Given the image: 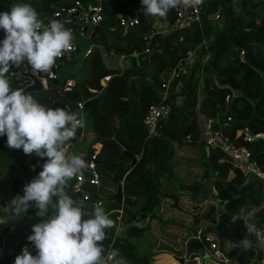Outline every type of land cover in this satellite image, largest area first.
<instances>
[{"label":"trees","instance_id":"1","mask_svg":"<svg viewBox=\"0 0 264 264\" xmlns=\"http://www.w3.org/2000/svg\"><path fill=\"white\" fill-rule=\"evenodd\" d=\"M75 1H79L84 8L96 2L26 0L43 21L61 9L74 6ZM17 2L0 0V11L9 10ZM237 2L236 7L233 0H208L201 15V28L195 24L181 31L168 29L165 34H152L150 23L144 19L140 0H101L102 21L98 36L94 37L97 47L91 49L82 62L81 72L84 76L77 78V75H73L74 83L68 89L66 80H51L47 90L31 94L43 105L51 107L53 104H62L63 107L58 108L67 107L66 110L76 114L78 102L90 101V107L85 108V112L94 139L87 150V157L96 153L101 185L111 181L116 189L121 188L122 194L121 201H117L116 194H105L103 189L98 193L90 190V199L100 200L106 213L113 214L110 218L114 226L105 230L106 239L102 242L105 254L117 249L128 264H150L149 257L138 254L130 241L148 229L139 227L135 222L141 220L143 214L144 219L155 218L161 196L159 180L171 170L173 143L178 146L198 145L201 141V116L217 117L219 129L235 145L247 148L264 170V16L257 21L258 12L264 11V0ZM216 13L221 23L218 21L217 26H214L209 18ZM137 14L138 23L134 27L125 29L119 25L118 16L127 18L136 17ZM167 18L170 25L174 20L172 10L168 12ZM61 21L68 28L76 27L74 20ZM2 38L3 32L0 31ZM203 38L209 39L210 58L205 66L200 97H197L200 79V62L197 61L185 77L171 85L169 96L164 101L170 106L169 115L158 123L156 135L147 138L143 117L148 107L161 102L158 90L163 87L171 70ZM235 42L245 44L246 50L237 48ZM98 47L106 55L111 51L124 55L128 62L127 68L120 70L106 67ZM244 52L250 64L245 61ZM35 72L41 77L48 74ZM17 74L16 67L7 73L13 88H22L28 81L16 80ZM106 76L110 79L103 85ZM176 84L180 85L177 91ZM128 89L133 93L132 103L128 99ZM246 133L251 137L256 134L261 136L247 141L244 139ZM81 134L82 129L77 131L73 141H77ZM0 154H4L10 164L4 165L5 169L12 165L16 170L14 190L22 196L25 185L22 177H27L30 182V166L42 159L34 154L26 155L22 150L10 149L6 145V137H0ZM135 155H140V158L132 166ZM230 173L233 174L232 178H229ZM83 175L88 176V172L85 170ZM202 178L207 180L208 188L198 183L182 185L181 189L200 194L205 188H211L216 191L217 199L226 202L225 212L218 221L210 217L214 227L207 228L205 233L212 231L220 241L228 242L227 255L237 264H264L261 248L244 250L242 247H233L235 242L246 238L247 229L242 221L232 222L241 207L255 210L254 222H264L263 185L244 178L223 154L212 148ZM71 182H75V177ZM82 186L88 189L84 184ZM66 192L75 201L80 198V194L70 193L68 189ZM0 206L7 207L1 197ZM35 210L32 203L27 213L31 215ZM214 211V206H210L207 214L211 216ZM46 217H40V222ZM118 227L123 228L124 233L116 234ZM193 245L194 248L200 247L196 240Z\"/></svg>","mask_w":264,"mask_h":264},{"label":"clouds","instance_id":"2","mask_svg":"<svg viewBox=\"0 0 264 264\" xmlns=\"http://www.w3.org/2000/svg\"><path fill=\"white\" fill-rule=\"evenodd\" d=\"M201 2L140 0L146 15L161 18L181 4L197 6ZM0 31V137H6L10 149L44 160L42 170L24 185L23 195L13 198L8 207H0V211L19 215L34 203L37 215L45 217L51 209V214L33 225L27 237L36 254L24 247L14 264H128L117 249L105 254V230L114 226L105 209L94 205L88 215L66 192L69 182L88 168L83 153L70 152L66 147L85 127L84 118L43 105L21 88L13 89L7 75L11 68L24 64L34 72H50L56 58L74 47L72 29L55 19L44 23L31 3L18 0L9 10L0 11ZM237 220L249 233L256 231L254 210L241 207L232 222ZM257 246L264 250V241H258ZM233 247L248 250L253 241L242 238Z\"/></svg>","mask_w":264,"mask_h":264},{"label":"built area","instance_id":"3","mask_svg":"<svg viewBox=\"0 0 264 264\" xmlns=\"http://www.w3.org/2000/svg\"><path fill=\"white\" fill-rule=\"evenodd\" d=\"M101 0H96L94 4H90L87 8H84L79 1H75L74 6L68 9H61L55 13H53L44 23H48L50 19L55 20H65V21H72L78 19L80 16L81 19L79 20L80 23L75 22L76 27L72 28L73 37L77 34L79 37H83L87 34L91 35L93 32L94 26H98L102 21V8H101ZM208 0H202V2L197 5L193 6L191 3L189 4H181L174 9H170L169 11H173L174 20L169 25L167 15L163 17L167 22L168 29H172L175 31H181L185 28L191 27L192 25H198L200 28L202 26L201 23V15L204 11V6ZM78 14L77 17H73L75 14ZM145 15L147 20L156 21L158 20V16H153L151 19L148 15ZM214 26H217L218 21L220 20L219 15L216 13L209 18ZM118 23L121 27L125 29L132 28L138 23V17H121L118 16ZM92 25V29L88 33L87 25ZM164 31H167L165 29ZM152 34L154 32L151 31ZM74 47L70 49L68 52L62 54L60 57L56 58V61H71V54L74 53L76 50V45L80 47L78 43L74 40L72 41ZM92 48H88L85 50L84 55L85 57L90 54ZM204 51V52H203ZM148 52V50H146ZM108 57L117 60L118 62L122 63V61L126 58L124 55H117L113 51L108 53ZM210 58L209 52V39L203 38L202 42L193 50L187 51L184 56L178 61L175 67L171 70L170 75L166 82L164 83L163 87L158 90V95L160 98V103L150 105L143 117V126L146 131L147 138L155 136L158 123L161 120H164L168 117L170 112V106L166 104L164 101L167 100L170 88L173 82L180 80L181 78L185 77L190 68L194 66V64L199 61L200 62V79L197 89V97H200L201 90L203 87V74L205 73V66L208 63ZM243 60V59H242ZM38 79L41 81L42 90H47L49 82L51 80H57V73L56 67H53L50 72H48L47 76L41 77L35 72ZM110 79L109 76L103 78V84L108 82ZM72 81H66V88L68 89L72 85ZM180 88L179 84H176V91ZM228 100V97L226 98ZM85 102H78L76 104V109L79 111L78 117L85 118L86 112L84 107ZM68 109L67 107H65ZM216 118H209V117H200V136L201 140L206 143V146L210 149L218 150L228 163L234 168L240 171L242 176L248 180L251 178L255 181L261 183L264 187V170L258 164V162L252 157L250 151L245 147H239L233 143V141L225 135V133L219 129ZM260 134H256L253 137L250 136L249 133H246L244 139L250 141L254 138L260 137ZM68 150L73 153H77L76 150V141H71L66 145ZM96 153H92L89 158L87 154L85 156L86 161L88 162V168L86 171L88 172V176L79 175L75 177V182H69L66 189L70 193L73 194H80V198L77 199V203L84 204V203H91L93 206H102V202L100 200H92L90 199V190H94L96 193L100 191L102 188L101 185V177L100 173L97 168L96 163ZM140 155H135L134 159L138 160ZM44 160H38L35 164L31 165L28 171V175L34 179L38 173L42 170V165ZM88 187L85 189L82 185ZM217 196V193L214 189H211V195L208 199L204 202L206 206H214L217 217H219L222 212L218 204L212 202V199ZM255 211V210H254ZM121 213V211H119ZM120 219V216L117 218ZM256 221V220H254ZM256 231L253 233H249L247 231V235L250 240L253 241L254 248H260L257 246L258 241H264V222L256 223ZM121 228V227H120ZM119 234V233H118ZM195 240L199 242L200 247L204 248L210 257L213 259L212 261L215 264H230V258L226 257V252L219 246L218 237L214 236L212 233H205L200 228L196 230V237ZM158 245L161 244H168L165 239H159ZM220 242V241H219ZM264 252V250H263ZM109 253V251L107 252ZM106 253V254H107ZM185 258L184 264H203L201 262V258L199 255L192 254L190 256H182Z\"/></svg>","mask_w":264,"mask_h":264},{"label":"crops","instance_id":"4","mask_svg":"<svg viewBox=\"0 0 264 264\" xmlns=\"http://www.w3.org/2000/svg\"><path fill=\"white\" fill-rule=\"evenodd\" d=\"M144 19L150 23V31L157 29V23L155 21L147 20L144 15ZM153 19V16H149ZM160 33V32H158ZM97 47L96 45H88V48ZM101 50L105 66L109 69H120L124 70L128 66L127 59H124L122 63L117 60H113L108 57V54H104V50ZM81 51V49H80ZM85 52V51H84ZM83 57L85 55L83 53ZM77 62L75 64H70L66 61L60 60L56 61L55 67L57 69L58 82L64 80L72 81L74 83L73 75L76 77H82L84 74L80 75L82 62L79 61L77 55L75 56ZM61 63V64H60ZM62 65V66H60ZM79 76V77H78ZM55 80V81H57ZM105 85V84H103ZM128 91H130L128 89ZM129 99V98H128ZM180 99L178 98L177 101ZM77 110V109H76ZM78 114L79 111L77 110ZM85 127L82 129V134L80 138L76 141L77 153H83L86 156L87 151L84 152L82 149L77 148V143L85 135L86 131V121L88 122V128L90 127V122L85 116ZM91 136L90 142L93 141L94 136L88 133V137ZM91 144V143H90ZM174 155L170 162L171 170L165 173L159 180V191L161 196L159 199V206L156 211L155 218L150 219V217L142 218L141 220L135 222L136 225L143 228H148L141 236L132 238L130 241L135 246L136 252L140 255H146L150 259V264H176V257H182L186 254L187 241L190 238V234L187 231V227L191 222V213H195L201 210L200 222L203 223L206 228H213V224L210 222V217L218 221L216 211L209 216L207 214L210 206L204 205V202L211 195V188L206 189L207 180L202 178L203 172L208 165L209 150L202 146L200 143L198 145H183L178 146L173 143ZM99 147V145H97ZM233 174H229V178H232ZM213 179V177H211ZM202 184L205 188V193L203 194H193L188 190L181 189L182 185L189 186L192 184ZM114 184L110 181L106 185L102 186L101 189L105 194L110 195L111 188ZM211 187V186H210ZM117 188V187H116ZM118 190V189H117ZM116 190V192H117ZM173 197L176 198V205L173 201ZM216 198L212 199V202H216ZM124 231V230H123ZM214 236H217L215 233ZM159 239H165L168 244L158 245ZM218 238L219 246L225 251L229 252V243L226 241H220ZM264 254V252H263ZM178 262V261H177ZM213 262V261H211ZM179 264V262L177 263ZM203 264H207L204 262ZM215 264V263H214ZM231 264H237L234 260ZM252 264H259L258 262H253Z\"/></svg>","mask_w":264,"mask_h":264},{"label":"water","instance_id":"5","mask_svg":"<svg viewBox=\"0 0 264 264\" xmlns=\"http://www.w3.org/2000/svg\"><path fill=\"white\" fill-rule=\"evenodd\" d=\"M78 14L76 13L73 17H77ZM138 14L136 15V17ZM99 32V27L94 26L93 32L91 33V37L94 38ZM235 45L237 48L242 49L243 51L246 50V46L243 43L235 42ZM80 52V47L76 45V50L74 53L71 54V61L69 62L71 65L75 64L77 60L75 59V56ZM245 61L250 64L246 53L244 52L243 55ZM127 59V58H125ZM17 68V77L16 80H26L28 83L22 87L26 93L33 94L42 91V84L41 81L38 79L36 73L32 71L27 64H24ZM53 70V68H52ZM11 87L12 83H11ZM16 89V88H13ZM129 100H131L133 93L129 91ZM51 107L57 108V107H63L62 104H53ZM85 108L90 107V101H86L84 104ZM232 106L230 107V109ZM200 144L204 147H206V150H209V148L206 146V143L204 141H200ZM135 163V159H132V166ZM22 180L24 184L29 183V179L27 177H22ZM212 187V183H210ZM21 196L18 195L14 190V182L12 181L7 188L2 189V201L5 204V206H9L10 202L13 198ZM117 201H121L122 194H121V188L119 187L116 192ZM173 201L176 205V198L173 197ZM216 202L219 205L221 212H225V204L226 202L221 201L216 198ZM80 204V203H79ZM84 211L90 215L92 212L93 205L91 203H84L80 204ZM1 207V206H0ZM38 209L36 208L35 212L33 214H28L27 212H21L19 215H12L11 213H5L0 211V218H3L4 223L0 224V264H9L8 259L12 255H19V246L28 243L27 237L32 234V227L33 225L39 223V216L37 215ZM51 214V209L47 213V215ZM200 214L201 210H198L195 213H191V222L190 225L187 227V231L190 234V238L187 241L186 245V254L185 256H190L192 254L199 255L201 258V262L204 263V257L208 256L210 261L213 259L210 257L208 252L202 248H194V241L196 237V230L197 228H200L203 232H206V226L200 222ZM83 218V217H82ZM142 218H144V214L142 215ZM246 239H249L248 235H246ZM31 243V242H30ZM28 245H26L27 247ZM31 252V250L29 249ZM179 264H184V257H176L175 258Z\"/></svg>","mask_w":264,"mask_h":264},{"label":"rangeland","instance_id":"6","mask_svg":"<svg viewBox=\"0 0 264 264\" xmlns=\"http://www.w3.org/2000/svg\"><path fill=\"white\" fill-rule=\"evenodd\" d=\"M238 0H233V2H234V5L236 6L237 4H238V2H237ZM237 7V6H236ZM235 7V8H236ZM258 17H257V21H259L260 20V17H262V16H264V11H260V12H258ZM158 20H156L155 21V23H157V29H155V30H151L152 32H154V34H165L166 33V31H164L165 29H167L168 30V27H167V22L165 21V19L164 18H161V17H159L158 16ZM81 19V17L79 16L78 17V19H76L75 20V22H78V23H80L79 22V20ZM221 22H220V20H219V24H220ZM87 27H88V33H89V31L92 29V25H90V24H88L87 25ZM158 32H160V33H158ZM98 36V34L96 35V37ZM73 40L76 42V43H78L79 45H80V49H81V51L77 54V58L79 59V61L80 62H83V60H84V57H83V53H84V51H85V48L88 46V45H95V39L94 38H92L91 37V35H89V34H87V35H85V36H83V37H79L77 34H75V36H74V38H73ZM83 72H81L80 73V75L82 74ZM129 98V97H128ZM131 101V103H132V99L130 100ZM136 102H135V100H134V104H135ZM77 114H78V112H77ZM86 124H87V126H86V131H85V135L80 139V141L77 143V148L78 149H82V151H84V152H86L87 150H88V148H89V146H90V140H91V136H89V138L87 139V137H88V133H91V130H90V127L88 128V122L86 121ZM94 136V135H93ZM187 146H190V145H187ZM6 164H9L8 163V161H7V159H6V157H5V155L4 154H0V197H2V189L3 188H7L8 186H9V184L13 181V179H14V176L16 175V170L12 167V165H11V167H7L6 169H5V166L4 165H6ZM10 165V164H9ZM251 180L253 181V179L251 178ZM116 186L115 185H113L112 186V188H111V191H110V195H112V194H116ZM203 193H205V189L203 190V192L202 193H200V194H203ZM110 216L111 215H113L111 212H109L108 213ZM118 233H124V231H123V228H117L116 229V234H118ZM30 250H31V253L32 254H36V250H35V248H34V245L33 244H29L28 246H27ZM226 257L227 258H229L228 257V255H227V252H226ZM12 263L11 264H13V260L11 261ZM207 264H214V262H211L210 260H207V261H205ZM233 262V260L232 259H230V264Z\"/></svg>","mask_w":264,"mask_h":264},{"label":"flooded vegetation","instance_id":"7","mask_svg":"<svg viewBox=\"0 0 264 264\" xmlns=\"http://www.w3.org/2000/svg\"><path fill=\"white\" fill-rule=\"evenodd\" d=\"M2 207H4V206H2ZM46 218H47V217H46ZM39 221H40V218H39ZM26 245H27V243H25V244L19 246V253H20V254H21L22 249H23L24 247H26ZM15 257H16L15 255L10 256V258L8 259V263L11 264V263H12L11 261L13 260V264H14Z\"/></svg>","mask_w":264,"mask_h":264}]
</instances>
